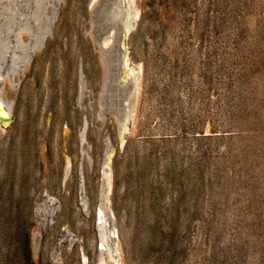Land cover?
<instances>
[{
    "label": "rangeland",
    "instance_id": "rangeland-1",
    "mask_svg": "<svg viewBox=\"0 0 264 264\" xmlns=\"http://www.w3.org/2000/svg\"><path fill=\"white\" fill-rule=\"evenodd\" d=\"M134 1L0 0V264H264V0Z\"/></svg>",
    "mask_w": 264,
    "mask_h": 264
},
{
    "label": "bare ground",
    "instance_id": "bare-ground-1",
    "mask_svg": "<svg viewBox=\"0 0 264 264\" xmlns=\"http://www.w3.org/2000/svg\"><path fill=\"white\" fill-rule=\"evenodd\" d=\"M97 0H91V3H95ZM119 6L117 7L118 10L121 11L115 13L116 17H118L121 14H123V27H122V54H121V69L122 73L120 76V84L126 85L129 81H134V83L138 80V68L131 63V59L129 58L128 53V35L131 29L135 25V20L138 17V12L135 9V1L134 0H119ZM120 19V18H119ZM112 42V34H110L105 40L103 41V47L108 48L109 45H111ZM112 52V51H111ZM109 58L111 61H113V54L110 53ZM113 67V66H112ZM137 84V83H136ZM136 92L137 88L134 89V91L131 93L130 98L128 99V102L126 104L127 110L126 114L123 118V124L121 125V128L123 130L126 129V124L129 118L131 117V113L133 112L134 105L131 104L132 101L136 98ZM134 104V102H133ZM10 110L7 106L6 102L3 100V98L0 96V126L6 127L10 122ZM64 138L67 136L68 131L63 130ZM66 154V161L68 163L69 156ZM113 155V150L109 151L105 158V165L106 167L109 166L111 158ZM98 241L100 243V249L102 250L103 255L99 259L97 264H120L119 256L116 253V247L112 245L109 242L110 238V232L112 230L107 231V219L104 213V210L99 207L98 209ZM83 264H87V260L84 258Z\"/></svg>",
    "mask_w": 264,
    "mask_h": 264
},
{
    "label": "water",
    "instance_id": "water-1",
    "mask_svg": "<svg viewBox=\"0 0 264 264\" xmlns=\"http://www.w3.org/2000/svg\"><path fill=\"white\" fill-rule=\"evenodd\" d=\"M117 7H120L119 6V0L116 3L115 7L112 9V11L107 16L108 23H113V22L117 21L120 18V15L118 17H116V14H115L117 12L121 13V11L117 9ZM119 84H120V82H119ZM9 120H11V119H9ZM64 130L69 132V129L67 127H65ZM64 140H65V138H64V134H63V141ZM64 154H65V152H64Z\"/></svg>",
    "mask_w": 264,
    "mask_h": 264
}]
</instances>
